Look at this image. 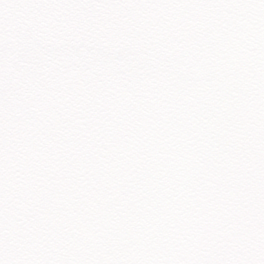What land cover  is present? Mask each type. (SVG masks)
Here are the masks:
<instances>
[{"label":"snow or ice","instance_id":"6c2138e0","mask_svg":"<svg viewBox=\"0 0 264 264\" xmlns=\"http://www.w3.org/2000/svg\"><path fill=\"white\" fill-rule=\"evenodd\" d=\"M0 264H264V0H0Z\"/></svg>","mask_w":264,"mask_h":264}]
</instances>
